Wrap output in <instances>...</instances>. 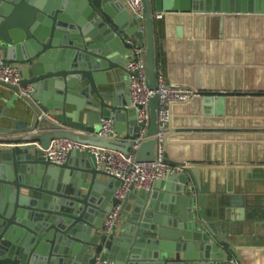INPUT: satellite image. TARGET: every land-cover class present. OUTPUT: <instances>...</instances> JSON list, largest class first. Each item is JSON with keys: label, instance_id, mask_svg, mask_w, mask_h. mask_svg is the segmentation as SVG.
I'll list each match as a JSON object with an SVG mask.
<instances>
[{"label": "water", "instance_id": "water-1", "mask_svg": "<svg viewBox=\"0 0 264 264\" xmlns=\"http://www.w3.org/2000/svg\"><path fill=\"white\" fill-rule=\"evenodd\" d=\"M141 1L140 21L121 0H0V62L19 67L20 86L30 85L34 100L0 82L2 92L12 93L0 98V264H230L229 255L240 261L214 242L223 240L205 214L210 197L202 192L200 164L187 147L179 156L168 150L167 135L163 161L185 171L121 203L112 197L118 181L99 170L92 154L71 152L61 165L41 155L58 139L130 153L141 124L128 96L111 83L127 77L123 64L143 45L148 89H157L158 75L170 85L157 61L155 15L264 18V0ZM199 93L189 101L195 108L224 115L222 93ZM16 102L27 107L23 121L6 113ZM157 108L153 94L135 162L155 159ZM104 120L112 123L109 137L97 136ZM119 203L122 224L101 233L105 213Z\"/></svg>", "mask_w": 264, "mask_h": 264}, {"label": "crops", "instance_id": "crops-1", "mask_svg": "<svg viewBox=\"0 0 264 264\" xmlns=\"http://www.w3.org/2000/svg\"><path fill=\"white\" fill-rule=\"evenodd\" d=\"M161 14L156 49L166 80L225 100L223 116H205L195 103L171 104L167 148L179 156L187 147L200 164L202 192L210 197L205 214L223 240L214 242L242 264H264V18ZM126 78L111 83L124 96ZM11 94L0 89V98ZM26 111L16 102L6 113L23 121Z\"/></svg>", "mask_w": 264, "mask_h": 264}, {"label": "built area", "instance_id": "built-area-1", "mask_svg": "<svg viewBox=\"0 0 264 264\" xmlns=\"http://www.w3.org/2000/svg\"><path fill=\"white\" fill-rule=\"evenodd\" d=\"M126 10L133 16L142 20V1L141 0H121ZM162 14L155 15L156 19H160ZM139 30L143 31L142 23ZM143 45L137 46L133 53L136 59H130L123 64V69L127 73L126 92L129 98L130 106L134 108L136 120L141 124L138 137L132 140V149L130 153L124 155L117 151L103 150L89 145H83L64 139L53 140L46 149L41 151L43 159L55 164H63L69 153H90L95 157L97 167L110 177L118 181V186L112 193V197L120 203L127 197L129 193H135L140 190L149 192L152 190L154 183L163 179L167 175H178L185 171V166L171 165L163 161V144L162 139L167 135L168 125L171 119V104L187 103L192 98L200 95L199 91L181 87L178 85H165L163 79L158 75L157 89L151 91L146 85V72L142 60ZM21 78L19 76V67L15 64H5L0 62V82L18 88L19 97H25L33 100V89L30 85L20 86ZM153 94L157 95V132L155 145V159L151 162H135L134 150L141 141L145 139L143 136L147 126V102ZM41 116L49 118L47 113ZM40 117V116H39ZM111 121H102V127L98 131L97 136L109 137L111 131ZM112 206L105 213L103 223L100 229L101 233H108L114 226L118 225L120 220L121 204ZM230 264H241L235 257L229 259Z\"/></svg>", "mask_w": 264, "mask_h": 264}, {"label": "rangeland", "instance_id": "rangeland-1", "mask_svg": "<svg viewBox=\"0 0 264 264\" xmlns=\"http://www.w3.org/2000/svg\"><path fill=\"white\" fill-rule=\"evenodd\" d=\"M144 59V58H143Z\"/></svg>", "mask_w": 264, "mask_h": 264}]
</instances>
